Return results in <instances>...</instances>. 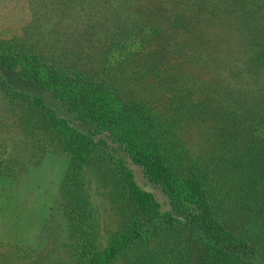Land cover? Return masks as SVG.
Returning <instances> with one entry per match:
<instances>
[{"label":"trees","instance_id":"16d2710c","mask_svg":"<svg viewBox=\"0 0 264 264\" xmlns=\"http://www.w3.org/2000/svg\"><path fill=\"white\" fill-rule=\"evenodd\" d=\"M42 8L27 29L44 26L35 43L49 53L0 38V88L28 105L26 132L38 146L53 141L70 156L58 201L73 261L264 264V0H45ZM172 68L193 79L177 123L202 137L196 149L145 100L116 88L120 78L163 80ZM7 72L95 126L75 124ZM249 73L256 93L244 82ZM108 138L126 157L108 150ZM127 157L168 207L141 186ZM13 164L0 156V179L14 174ZM93 176L124 212L108 243ZM28 256L0 251V264Z\"/></svg>","mask_w":264,"mask_h":264},{"label":"rangeland","instance_id":"374dc122","mask_svg":"<svg viewBox=\"0 0 264 264\" xmlns=\"http://www.w3.org/2000/svg\"><path fill=\"white\" fill-rule=\"evenodd\" d=\"M44 1L0 0V38H18L43 54L49 53L35 43L36 36L40 35L44 26L27 29L34 19L33 14H42ZM218 72L230 85L231 82H228L223 72L221 70ZM250 74H246L244 82L250 92L256 93L260 85L254 82L253 74ZM7 76L15 87L41 94L49 105L56 107L59 113L70 118L75 124L95 126L91 122L86 123L77 118L50 92L18 80L10 72H7ZM188 78V74L172 68L163 80L156 79L150 82L149 77L129 80L120 78L121 88L119 86L116 88L122 93L127 91L132 94L130 97L145 100L157 118L169 119L171 126L173 125L174 134L179 138L189 139V145L196 149L202 137L191 129H188L189 132L186 133L183 121L180 125L177 123L178 112L187 102ZM192 80V78L188 79V81ZM233 82L237 80L234 79ZM198 84H193L194 91ZM207 90L209 91V88ZM194 99L198 100L196 92ZM26 110H28L27 104L12 101L10 96L0 88V153L7 155L0 156L10 157L14 162L13 167L8 168L13 170L14 174L0 179V251L11 252L14 257L25 258V254H29L26 262L21 259L22 262H5V264H35L36 262L76 264L71 254L73 239L70 237L71 233L69 234L58 201L60 184L70 156L53 141L47 146L37 145V141L26 132L28 129ZM108 141L110 144L108 150L111 153L115 151L119 153L118 155L122 154L126 157L111 139L108 138ZM127 159L141 186L154 191L163 207H168L169 202L161 189L149 181L141 166L133 163L128 157ZM89 181L101 222L103 238L105 243H108L121 227L124 212L112 200L110 186L106 185L103 179L99 180L93 176ZM16 245L30 249L20 253L17 252L18 250H13ZM40 254L42 256H38ZM116 264H121L120 260Z\"/></svg>","mask_w":264,"mask_h":264}]
</instances>
